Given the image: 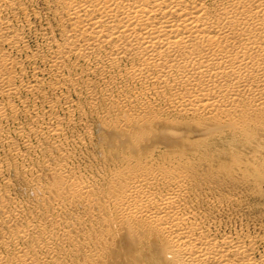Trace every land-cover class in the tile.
I'll return each instance as SVG.
<instances>
[{"label": "bare ground", "instance_id": "bare-ground-1", "mask_svg": "<svg viewBox=\"0 0 264 264\" xmlns=\"http://www.w3.org/2000/svg\"><path fill=\"white\" fill-rule=\"evenodd\" d=\"M46 1L56 5L49 8L58 24L42 35L57 36L33 58L50 64L55 88L72 72L79 79L94 65L103 72L127 60L122 73L131 88L150 86L164 105L155 113L147 101L133 115L127 107L149 99L144 89L114 105L118 117L107 126L121 138L117 145L128 147L117 148L116 169L102 176L106 186L66 162L48 164L58 181L35 185L44 195L56 191L57 201L41 198V219L28 214L23 221L21 204L9 208L0 152V247L13 253L0 252V264H106L108 236L121 247L118 264H264V238L214 231L221 218L215 209L242 200L211 196L215 183L198 161L217 141L264 146V0ZM27 3L0 0V143L12 141L6 122L26 111L28 96L43 95L46 84L24 80L23 63L11 51L29 48L25 35L34 27ZM71 56L90 65L70 64ZM60 136L56 120L44 137ZM234 157L237 169L249 168L244 157ZM67 204L84 214L65 216Z\"/></svg>", "mask_w": 264, "mask_h": 264}, {"label": "rangeland", "instance_id": "rangeland-1", "mask_svg": "<svg viewBox=\"0 0 264 264\" xmlns=\"http://www.w3.org/2000/svg\"><path fill=\"white\" fill-rule=\"evenodd\" d=\"M25 6L31 10L28 18L34 27L29 35H25V43L29 48L25 52L17 49L11 51L23 63L24 80L30 81L31 78L38 77L46 84L43 95L39 98L35 94L28 96L26 111L19 112L16 120L6 122L12 141L0 143L5 172L3 182L7 180L8 186V190H3L2 195L7 197L10 209L17 204L22 205L25 213L23 221H26L28 214L36 219L42 218L38 213L43 206L42 197L49 203L57 201L56 191L51 190L44 195L35 185L37 181L43 184L58 181L52 171L47 170L48 164L66 162L75 167L79 175L97 181L100 186H106L102 176L105 174L107 177L116 169L114 165L120 160L117 148L127 150L124 143L117 145L121 138L107 126L109 120L118 117L114 105L126 104L134 93L141 95L143 89L149 99L129 104L131 106L128 105L127 109L133 115L140 112L147 101L151 102L149 108L155 113H160L164 105L163 99L152 93L150 86L142 89L140 85H135L131 88V82L122 73L129 64L127 60H122L117 66L103 72L100 71L103 67L94 65L88 74L79 79L72 72V75H66L62 80L60 89L55 88L53 81L56 80L49 72L50 64L33 57L36 51L49 45L47 42L53 40L52 36H57L52 32L48 37L42 35L49 26L58 24L57 17L49 8L52 6L54 9L56 5L46 0H28ZM63 22L69 27L65 17ZM76 61L84 66L90 65V61L83 58H68L70 64ZM69 78L73 79L67 81ZM24 93L27 94L26 91ZM56 120L60 121L61 136L45 138L49 125ZM225 136L231 137L230 133H225ZM27 138L29 143L25 142ZM229 141L215 142L211 150H205L198 158L199 162L205 163L200 166L203 176L215 183V194L211 196L225 193L242 200L239 206L225 210L215 209L213 213L221 218L219 225L214 224L213 229L218 234L226 231L257 234L260 236L259 243L264 238V146H246L239 140ZM65 154L68 155L67 158L64 157ZM234 155L244 157L249 168L237 169ZM208 156L209 164L204 161ZM64 211V215L68 217L84 214V208L80 205H68ZM0 228L2 229L1 226ZM99 234H102L101 229ZM103 241L107 248L106 264H118L122 260L121 247L118 243H113L109 236ZM31 243L32 241H25L22 244L32 246ZM259 250L263 251L264 246L261 245ZM0 252L6 257L13 254L3 247H0ZM71 259L76 263L82 261L81 256L72 255Z\"/></svg>", "mask_w": 264, "mask_h": 264}]
</instances>
